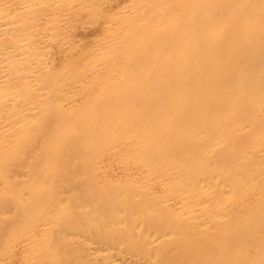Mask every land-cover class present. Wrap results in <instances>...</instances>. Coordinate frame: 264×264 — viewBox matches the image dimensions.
Instances as JSON below:
<instances>
[{"label":"bare ground","instance_id":"6f19581e","mask_svg":"<svg viewBox=\"0 0 264 264\" xmlns=\"http://www.w3.org/2000/svg\"><path fill=\"white\" fill-rule=\"evenodd\" d=\"M0 264H264V0H0Z\"/></svg>","mask_w":264,"mask_h":264},{"label":"rangeland","instance_id":"374dc122","mask_svg":"<svg viewBox=\"0 0 264 264\" xmlns=\"http://www.w3.org/2000/svg\"><path fill=\"white\" fill-rule=\"evenodd\" d=\"M83 25H81V24H77L75 27H74V33H73V36H74V39H78V40H83V38H85L83 41H86L87 39L89 40L91 37H92V35H93V33H95L96 31H97V26L96 25H89L88 26V24L86 25V24H84V23H82ZM81 26H83V27H81ZM86 26V27H85ZM90 27V28H89ZM83 28V29H82ZM95 28V29H94ZM84 29H85V31H84ZM94 30V31H93ZM93 31V32H92ZM77 32V33H76ZM84 33V35H83V33ZM85 34H86V36H85ZM83 38H82V37Z\"/></svg>","mask_w":264,"mask_h":264}]
</instances>
